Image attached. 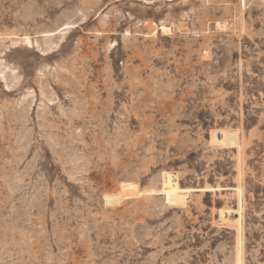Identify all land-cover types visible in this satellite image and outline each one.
<instances>
[{
	"label": "rangeland",
	"instance_id": "rangeland-1",
	"mask_svg": "<svg viewBox=\"0 0 264 264\" xmlns=\"http://www.w3.org/2000/svg\"><path fill=\"white\" fill-rule=\"evenodd\" d=\"M0 264H264V0H0Z\"/></svg>",
	"mask_w": 264,
	"mask_h": 264
},
{
	"label": "bare ground",
	"instance_id": "bare-ground-1",
	"mask_svg": "<svg viewBox=\"0 0 264 264\" xmlns=\"http://www.w3.org/2000/svg\"><path fill=\"white\" fill-rule=\"evenodd\" d=\"M170 28H171V27H170ZM162 30H163L164 32L169 31V29H168L167 27H163Z\"/></svg>",
	"mask_w": 264,
	"mask_h": 264
}]
</instances>
